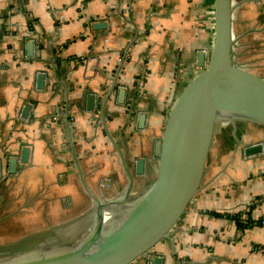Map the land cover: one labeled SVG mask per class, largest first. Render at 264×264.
I'll list each match as a JSON object with an SVG mask.
<instances>
[{
	"label": "crops",
	"instance_id": "0c3cea01",
	"mask_svg": "<svg viewBox=\"0 0 264 264\" xmlns=\"http://www.w3.org/2000/svg\"><path fill=\"white\" fill-rule=\"evenodd\" d=\"M233 2L235 58L264 75V0ZM214 38L215 0H0V220L71 223L93 208L88 191L121 194L127 169L133 191L154 178L167 112ZM258 143L262 152L245 153ZM158 250L162 264H264V126L219 124L201 186Z\"/></svg>",
	"mask_w": 264,
	"mask_h": 264
},
{
	"label": "water",
	"instance_id": "95a60500",
	"mask_svg": "<svg viewBox=\"0 0 264 264\" xmlns=\"http://www.w3.org/2000/svg\"><path fill=\"white\" fill-rule=\"evenodd\" d=\"M234 9L233 0H215V38L208 61L201 52L202 70L167 112L154 150L150 185L132 195L134 176L127 169V186L117 197L103 199L88 191L94 204L84 231L73 232L61 244L47 238L30 250L11 253L15 244L0 248V264H162L158 247L170 238L201 186L219 124L241 120L264 126V75L235 58ZM26 46L33 54L34 41L28 40ZM45 81V73L39 72L38 87L43 88ZM125 92L119 89L120 102ZM95 98L88 96L90 109ZM30 107H24V117ZM145 119L142 113L140 126ZM262 151L260 143L245 149L247 155ZM29 154L30 147L24 146L23 163ZM17 162L16 156L10 158L11 172ZM145 167V158H138L136 173L144 174Z\"/></svg>",
	"mask_w": 264,
	"mask_h": 264
},
{
	"label": "rangeland",
	"instance_id": "374dc122",
	"mask_svg": "<svg viewBox=\"0 0 264 264\" xmlns=\"http://www.w3.org/2000/svg\"><path fill=\"white\" fill-rule=\"evenodd\" d=\"M252 55L251 54L249 56V59H252ZM248 58V57H247ZM237 61H240L242 63L243 59H236ZM244 63V61H243ZM247 65H249L250 67H252L254 69L253 66H251V64L249 63H245ZM143 180L142 185H140L141 187L139 188L137 186V189H135V191H132V195H137L138 193H140L141 191L145 190L151 183V181L153 180L152 176H148L145 177ZM91 208L88 209L87 211H85L84 215H82L80 218L73 220L71 223H65L62 225H57V226H43V224H35V220L32 221L33 224L29 223L28 217L25 216H21V217H17L14 219H9V218H3L0 220V248H6L8 246H12L15 244V248H17L16 250L12 251L11 253L14 252H18L21 251L22 249H32L34 246L39 245V243H43L45 238H54L56 239L55 242L58 243L57 244H61L64 243L65 241H68L66 239L71 238V235H73V232L78 233V232H82L85 230V228L88 226L89 222L91 221L90 219V213H91ZM39 220V219H37ZM45 225V224H44ZM45 227H49L48 229L43 230L42 232L40 231V233H36L33 236H31L28 240H21V241H13L10 238L13 236H17L18 233L24 234L27 232H30L33 230H37L39 228H45ZM18 232V233H17ZM62 240V241H61Z\"/></svg>",
	"mask_w": 264,
	"mask_h": 264
},
{
	"label": "built area",
	"instance_id": "2783aa9c",
	"mask_svg": "<svg viewBox=\"0 0 264 264\" xmlns=\"http://www.w3.org/2000/svg\"><path fill=\"white\" fill-rule=\"evenodd\" d=\"M143 83H144L143 80H140V81H139V89H142V87H143ZM150 264H151V263H150Z\"/></svg>",
	"mask_w": 264,
	"mask_h": 264
}]
</instances>
